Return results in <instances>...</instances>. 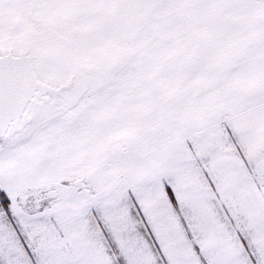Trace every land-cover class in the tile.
Masks as SVG:
<instances>
[{
  "label": "snow or ice",
  "instance_id": "snow-or-ice-1",
  "mask_svg": "<svg viewBox=\"0 0 264 264\" xmlns=\"http://www.w3.org/2000/svg\"><path fill=\"white\" fill-rule=\"evenodd\" d=\"M0 264H264V0H0Z\"/></svg>",
  "mask_w": 264,
  "mask_h": 264
}]
</instances>
